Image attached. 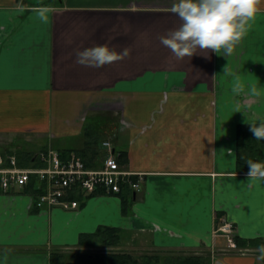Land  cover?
Returning <instances> with one entry per match:
<instances>
[{
    "label": "crops",
    "instance_id": "obj_1",
    "mask_svg": "<svg viewBox=\"0 0 264 264\" xmlns=\"http://www.w3.org/2000/svg\"><path fill=\"white\" fill-rule=\"evenodd\" d=\"M173 2L0 0V146L16 142L0 154L80 151L100 167L111 137L124 167L144 175L140 190L82 196L75 209L38 208L31 185L0 192V264H50V249L101 226L119 228L120 250L264 264L259 247L229 250L214 233L218 216L264 242V181L237 167L239 125L264 123V7L231 56L177 60L159 40L181 23ZM96 45L129 56L76 63ZM64 139L78 145L54 147Z\"/></svg>",
    "mask_w": 264,
    "mask_h": 264
},
{
    "label": "clouds",
    "instance_id": "obj_2",
    "mask_svg": "<svg viewBox=\"0 0 264 264\" xmlns=\"http://www.w3.org/2000/svg\"><path fill=\"white\" fill-rule=\"evenodd\" d=\"M262 7L264 0H174L171 12L181 23L160 36V43L177 60L192 57L198 50L231 56L252 28ZM128 56L127 48L117 52L107 45H96L77 51L76 63L100 68ZM239 90V87L233 89ZM252 91L259 95L255 88ZM250 131L256 140H264V123L251 125ZM247 164L249 181H264V165L251 160ZM258 251L259 258L264 260V245L259 246Z\"/></svg>",
    "mask_w": 264,
    "mask_h": 264
},
{
    "label": "built area",
    "instance_id": "obj_3",
    "mask_svg": "<svg viewBox=\"0 0 264 264\" xmlns=\"http://www.w3.org/2000/svg\"><path fill=\"white\" fill-rule=\"evenodd\" d=\"M103 145L107 154L100 167H90L82 157H62L57 150L46 149L35 155L34 165L22 166L15 154H0V192L24 188L34 181L35 205L38 208H78L80 197L94 194H118L125 187L140 190L143 174L124 168L112 142ZM221 230V231H219ZM217 230L229 247L237 248L234 225L223 220Z\"/></svg>",
    "mask_w": 264,
    "mask_h": 264
},
{
    "label": "trees",
    "instance_id": "obj_4",
    "mask_svg": "<svg viewBox=\"0 0 264 264\" xmlns=\"http://www.w3.org/2000/svg\"><path fill=\"white\" fill-rule=\"evenodd\" d=\"M262 124V123H260ZM260 124H251L257 125ZM251 125L240 124L237 133V167L240 171L249 172L247 161L251 160L256 163L264 165V140H256L250 131ZM91 144H89L90 146ZM92 147V146H90ZM61 156L67 157L68 151L61 150ZM79 155L83 158L88 166H93L91 161L87 160L84 154L78 151ZM36 153L28 151L25 156L17 155L21 165H29L35 162ZM119 160L124 163L126 161L123 156L119 155ZM30 185L34 189V181ZM29 185V186H30ZM30 186V187H31ZM127 203L124 202L123 209L126 211ZM99 238L101 244L104 246L98 252L87 253L77 264H207V254H181V255H166L158 253H143L136 254L128 250L117 249L121 240V233L119 228L110 226H101L95 232L84 233L80 236L78 245L80 247L93 245V241ZM234 240L238 251L241 249L259 247L264 245L261 239H245L235 234ZM66 255L61 248L50 249V264H66Z\"/></svg>",
    "mask_w": 264,
    "mask_h": 264
},
{
    "label": "rangeland",
    "instance_id": "obj_5",
    "mask_svg": "<svg viewBox=\"0 0 264 264\" xmlns=\"http://www.w3.org/2000/svg\"><path fill=\"white\" fill-rule=\"evenodd\" d=\"M28 138V137H26ZM25 138V139H26ZM19 139H22V138H19ZM28 139H32L31 136H29ZM111 137H107L106 140H109V141H112L110 140ZM105 140V141H106ZM6 142V143H5ZM3 146H0V151L2 150H6V148H11L12 150H15V145H16V142L13 141L11 142L9 139H4L3 142H2ZM8 143V144H7ZM63 145H78V141L77 140H71V139H64V140H59V142H55L54 143V147H60V146H63ZM49 148V147H48ZM17 149V148H16ZM32 151H37L38 149H33L31 148ZM40 149V148H39ZM41 150V149H40ZM46 150V149H45ZM121 165L124 167L123 163L120 161ZM35 163L34 162H31L28 166H31V165H34ZM91 167V166H90ZM126 168V167H124ZM143 181V180H142ZM225 220L224 218L222 217H218L217 216V220H216V228H215V234H219L221 235L220 233H217V230H219L220 226H221V223L222 221ZM227 221V220H226ZM221 231V230H219ZM130 245V244H129ZM137 245V244H136ZM103 245L101 244V240L99 238H97L96 240L93 241V245H90V246H85V247H80L79 245L76 246V247H71V248H61V250L65 253L66 255V258H65V261H66V264H77L78 261L80 259H82V257H84L87 253H95V252H98L100 251L101 249H103ZM229 250H235L237 248H233V247H228ZM143 253H158L159 256H161L160 254H163V253H160V252H151V251H144V250H137L136 254L140 255V254H143ZM163 262V255H162V261H161V264Z\"/></svg>",
    "mask_w": 264,
    "mask_h": 264
}]
</instances>
